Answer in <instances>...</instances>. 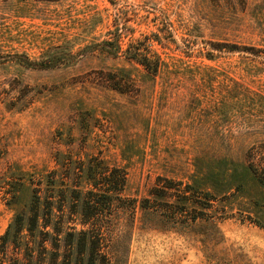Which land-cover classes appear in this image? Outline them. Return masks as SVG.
I'll return each instance as SVG.
<instances>
[{"label": "rangeland", "instance_id": "1", "mask_svg": "<svg viewBox=\"0 0 264 264\" xmlns=\"http://www.w3.org/2000/svg\"><path fill=\"white\" fill-rule=\"evenodd\" d=\"M116 168L138 201L122 232L24 234L2 252L41 174L97 191ZM92 252L264 264V0H0V264Z\"/></svg>", "mask_w": 264, "mask_h": 264}, {"label": "trees", "instance_id": "2", "mask_svg": "<svg viewBox=\"0 0 264 264\" xmlns=\"http://www.w3.org/2000/svg\"><path fill=\"white\" fill-rule=\"evenodd\" d=\"M135 57L151 72H158L160 65L158 60H152L147 56ZM79 171L82 169L80 168ZM78 175L79 172H76V176ZM66 176L67 174L59 178L57 171H52L47 175L41 174L37 183L32 182L28 211L19 213L2 237V247H4L2 252L7 254L11 238L19 241L20 238L25 237L24 234H30L31 237L36 234L50 235L54 241L56 240V245L61 239V234H117L124 229L122 222L115 217L116 214L120 216V212H129L132 216L131 223H133L138 201L122 196L127 182L126 172L116 168L113 177L107 178L108 186L98 188L96 185L97 191H84L76 180L72 184L66 181ZM71 193L74 195L70 196ZM82 194H84L82 217L75 222L73 215L76 213L75 207ZM68 204L74 207L67 215ZM182 207L185 206H178L177 210L171 211L172 220L175 221L179 217L178 214L183 215L185 208ZM141 208L148 209V206L143 204ZM78 224L81 228H78ZM92 237L90 236V240H93ZM47 240L48 238L42 240L43 244ZM30 241L36 242L33 239ZM30 241H27L25 246L32 254L34 248L30 245ZM92 242L96 244L95 240ZM87 264H113V258L108 254L100 256L97 252H92L87 256Z\"/></svg>", "mask_w": 264, "mask_h": 264}]
</instances>
